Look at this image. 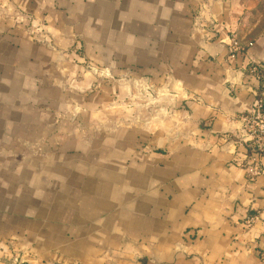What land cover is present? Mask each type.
<instances>
[{"label": "crops", "instance_id": "1", "mask_svg": "<svg viewBox=\"0 0 264 264\" xmlns=\"http://www.w3.org/2000/svg\"><path fill=\"white\" fill-rule=\"evenodd\" d=\"M254 64L264 0H0V264H264Z\"/></svg>", "mask_w": 264, "mask_h": 264}, {"label": "built area", "instance_id": "2", "mask_svg": "<svg viewBox=\"0 0 264 264\" xmlns=\"http://www.w3.org/2000/svg\"><path fill=\"white\" fill-rule=\"evenodd\" d=\"M230 51L237 53L242 50L240 40L236 35L231 36ZM251 71L261 82L260 93L255 99L251 110L244 117L245 140L252 151V158L246 164L248 178L252 181L264 177V68L258 64L252 65Z\"/></svg>", "mask_w": 264, "mask_h": 264}]
</instances>
